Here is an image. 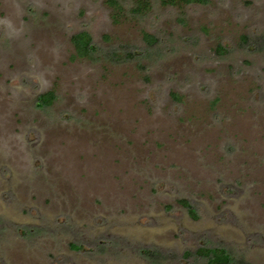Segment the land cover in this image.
Returning a JSON list of instances; mask_svg holds the SVG:
<instances>
[{
  "label": "rangeland",
  "instance_id": "1",
  "mask_svg": "<svg viewBox=\"0 0 264 264\" xmlns=\"http://www.w3.org/2000/svg\"><path fill=\"white\" fill-rule=\"evenodd\" d=\"M152 3L0 0V264H264V0Z\"/></svg>",
  "mask_w": 264,
  "mask_h": 264
},
{
  "label": "trees",
  "instance_id": "2",
  "mask_svg": "<svg viewBox=\"0 0 264 264\" xmlns=\"http://www.w3.org/2000/svg\"><path fill=\"white\" fill-rule=\"evenodd\" d=\"M163 6L171 7H185L189 5H205L209 0H159ZM108 5L114 12L115 21H118L117 17L120 18H144L151 11L153 7L152 0H107ZM143 39L145 43L152 47L157 44L155 36L143 32ZM72 44L75 49L74 58L94 60L97 51V47L93 42L92 36L87 31H81L74 34L71 37ZM219 52H225L222 48ZM131 57V54H128ZM176 97V96H175ZM55 98L53 91L47 92L39 97V102L50 105ZM178 203L187 209L188 214L193 219H198V215L189 201L182 199ZM75 249L78 247L73 245ZM147 256H154L155 252L151 250L143 251ZM157 254V253H156ZM197 255L204 259V264H238L233 262L231 254L223 247H201L197 251Z\"/></svg>",
  "mask_w": 264,
  "mask_h": 264
}]
</instances>
